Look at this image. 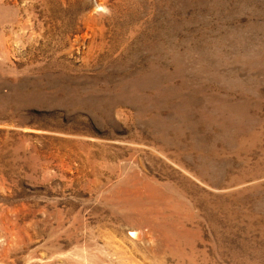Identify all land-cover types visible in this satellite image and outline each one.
<instances>
[{"label":"rangeland","instance_id":"374dc122","mask_svg":"<svg viewBox=\"0 0 264 264\" xmlns=\"http://www.w3.org/2000/svg\"><path fill=\"white\" fill-rule=\"evenodd\" d=\"M0 264H264V0H0Z\"/></svg>","mask_w":264,"mask_h":264}]
</instances>
